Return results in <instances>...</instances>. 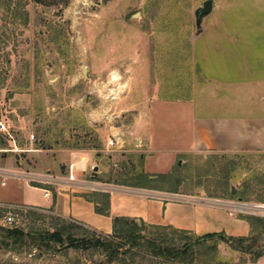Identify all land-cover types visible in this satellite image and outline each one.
<instances>
[{"label": "rangeland", "instance_id": "rangeland-1", "mask_svg": "<svg viewBox=\"0 0 264 264\" xmlns=\"http://www.w3.org/2000/svg\"><path fill=\"white\" fill-rule=\"evenodd\" d=\"M204 1L0 0V120L7 128L0 130V206L9 208L0 225L10 226L11 214L13 225L26 232L53 231L55 218L63 217L26 205L44 200L29 177L67 176L73 154L88 152L98 167L89 165L84 176L105 188L117 185L108 180L130 166L138 176L127 183L225 193L248 182L264 192V159L251 155H186L175 161L170 145H164L143 166L138 152L128 157L124 151L140 133L147 110L157 124L156 136L162 135L159 144L170 138L179 105L163 99L203 100L206 61H221L207 56L215 45L264 50V0H213L197 33L195 13ZM249 55H254L251 66L263 63L258 54ZM243 71L253 79L255 69ZM242 101L250 103L244 95ZM110 139L123 147H109ZM216 255L224 264H259L225 242ZM0 264L123 263L100 249L49 243L0 248Z\"/></svg>", "mask_w": 264, "mask_h": 264}, {"label": "crops", "instance_id": "crops-1", "mask_svg": "<svg viewBox=\"0 0 264 264\" xmlns=\"http://www.w3.org/2000/svg\"><path fill=\"white\" fill-rule=\"evenodd\" d=\"M253 49L250 47L244 51L232 44L215 45L207 56L210 59L219 57L221 61L218 65L206 61L204 68L208 73L203 77L201 86L205 94L203 100H196L194 95L163 99L178 103L179 109L170 138L165 136L161 144L162 135L160 138L156 136L157 124L147 110V117L134 143L125 145L124 151L129 154L128 157L138 152L140 158H144L145 166L157 149L163 150L164 145H170L171 152L176 156L175 161L186 155L208 154L233 157L246 154L264 159V50ZM244 52L248 53L246 62L243 60ZM251 53L258 54L263 63L251 66L254 61V55H249ZM244 68L255 69L253 79H246L251 76L244 73ZM244 84L248 86L244 88ZM243 95L250 101L249 104L243 103ZM212 96L218 101H213ZM158 128L161 132L165 130L164 126L159 125ZM93 155L92 152L73 154L71 162L75 161L80 168L77 171L78 181L71 182L66 175L54 173L61 179L52 186L51 195H43L41 203L26 205L47 209L103 235L112 233L114 216H126L146 224L185 230L200 237L213 233L247 236L251 231L250 223L245 218L246 214L234 210V204L238 201L264 203L263 190L251 189L248 182L235 193L232 192L234 188L225 193H213L206 189L184 190L177 187L166 190L159 186L129 183H116L105 188L101 181L84 176L89 165L98 167ZM81 157H85L84 162L80 160ZM173 163L171 161L170 165ZM127 170H130V166ZM258 181L259 184L263 183L260 179ZM94 191L109 192V215L97 213L94 202L84 196ZM258 263L263 264L264 257Z\"/></svg>", "mask_w": 264, "mask_h": 264}, {"label": "trees", "instance_id": "trees-1", "mask_svg": "<svg viewBox=\"0 0 264 264\" xmlns=\"http://www.w3.org/2000/svg\"><path fill=\"white\" fill-rule=\"evenodd\" d=\"M136 175L137 171L130 168L118 173L108 182L127 184L126 180ZM140 175L143 177L146 174ZM139 185L151 186L150 183ZM84 196L94 202L97 213L110 214L109 192L94 191ZM7 210L9 208L0 207V217L2 212ZM13 212L21 215H40L32 210L25 212L22 209H13ZM245 218L251 226L247 236L213 233L200 237L185 230L146 224L126 216L113 217V231L108 235L90 230L76 222L64 224L63 218H55L57 222L51 224L53 231L26 232L22 227L13 225V221L9 223L10 226L0 225V248L21 250L54 243L76 248L100 249L111 261L123 264H224L216 254L219 243L225 242L233 250L248 254L251 262L255 263L264 257V217L248 214Z\"/></svg>", "mask_w": 264, "mask_h": 264}, {"label": "built area", "instance_id": "built-area-1", "mask_svg": "<svg viewBox=\"0 0 264 264\" xmlns=\"http://www.w3.org/2000/svg\"><path fill=\"white\" fill-rule=\"evenodd\" d=\"M0 130L1 131L7 130L5 123L1 120H0ZM108 145L109 147H113L116 149L123 147V143L120 144L119 139L116 140L110 139ZM79 170L80 168L78 167L77 163L75 161L71 162L69 165L67 180L71 182L78 181L77 171ZM60 179L61 177L55 176L52 173L32 174L29 177V181L32 183V186L36 188H40L43 191V195L45 197H49L51 195L50 189L46 186L55 185L58 183V181H60ZM234 210L242 213H248V214L264 217V203H249L245 201H238L234 204ZM13 221H14L13 216L11 214H8L6 216V222L11 223Z\"/></svg>", "mask_w": 264, "mask_h": 264}, {"label": "water", "instance_id": "water-1", "mask_svg": "<svg viewBox=\"0 0 264 264\" xmlns=\"http://www.w3.org/2000/svg\"><path fill=\"white\" fill-rule=\"evenodd\" d=\"M212 8H213V0H205L203 2V5L196 10V13H195L196 25L198 27L197 33L201 31V25H202L203 18L211 12ZM94 170H97V168L95 167ZM232 192L235 193L236 189L235 188L232 189Z\"/></svg>", "mask_w": 264, "mask_h": 264}]
</instances>
